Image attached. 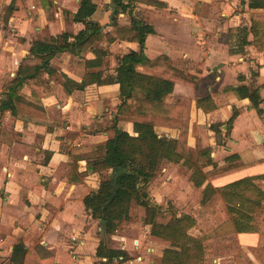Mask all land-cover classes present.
<instances>
[{"label": "crops", "instance_id": "0c3cea01", "mask_svg": "<svg viewBox=\"0 0 264 264\" xmlns=\"http://www.w3.org/2000/svg\"><path fill=\"white\" fill-rule=\"evenodd\" d=\"M151 1L156 4L91 0L96 9L89 20L101 27L100 37L74 57L69 52L54 56L49 62L51 73L42 71L40 81L25 83L10 107L0 111V264H147L151 257L158 258L148 264H160L166 246L150 239L149 226L143 223L145 232L132 241L115 237L116 231L103 236L99 221L84 206V199L104 180L102 173L109 174L91 172L87 156L112 134L122 103L119 86L90 84L71 92L63 88L66 78L79 85L87 73L99 74L101 81L114 78L120 58L140 51L137 43L122 41L125 37L116 34L129 31L132 20L153 30L145 37L144 56L150 61L165 57L162 65L174 70L173 74L163 68L164 74L141 67L136 71L174 84L165 104L171 105L175 97L186 101L178 121L165 122L130 110L117 121V128L135 136L134 123L151 121L159 138L183 142L194 150L209 148L218 168L231 156L245 165L238 171L264 163V8L249 6L264 0ZM80 2L17 0L14 6V0H0V101L22 60L32 57L34 42L67 35L72 43L85 30L84 23L74 20ZM242 28L247 43L241 45ZM240 86L259 89V113L236 94L234 89ZM170 164L191 171L182 163ZM261 175L264 171L230 182L220 177L199 188L189 182L199 191V208H205L200 201L207 184L224 187ZM255 183L264 190V180ZM153 205L165 212L158 203ZM167 208L170 218L195 219L169 204ZM213 208L225 210L229 219L223 201ZM254 218L253 233H236L233 226L224 230L225 222L214 226L212 237L204 239L203 264H264V201ZM196 227L197 222L192 235L204 236L201 230L193 233ZM109 238L116 240L113 247L107 245ZM101 243L123 255L111 261L98 257Z\"/></svg>", "mask_w": 264, "mask_h": 264}, {"label": "trees", "instance_id": "16d2710c", "mask_svg": "<svg viewBox=\"0 0 264 264\" xmlns=\"http://www.w3.org/2000/svg\"><path fill=\"white\" fill-rule=\"evenodd\" d=\"M116 1L121 2L122 0ZM129 1L156 4L151 0ZM16 4L17 0H14L13 5L17 6ZM249 6L252 9L264 8V2L252 1ZM95 9L91 0H81L74 20L84 23L85 30L80 32L72 43L68 42L67 35L52 39L47 43H33L30 49L32 57L20 63L16 78L10 82L8 94L0 101V111L10 107L13 99L17 97L18 90L25 83L34 84L40 81L42 71L51 73L49 62L54 56L69 52L74 57L78 52H82L84 46L90 47L95 39L100 37L101 27L89 20ZM11 11L13 13L12 7ZM152 32L151 27L138 20H132V27L129 31L117 30L116 34L120 38L121 34L125 37L122 41L137 43L140 51L120 58L114 78L101 81L99 74L96 76L87 73L83 76L81 84L76 85L66 78L63 85L66 92H71L72 89L82 90L90 84H117L122 102L118 107V118L114 119V125L111 127L112 134L104 145L97 147L87 156V164L91 172L100 174L107 171L109 174L100 182L98 189L84 199V206L90 210L93 220L105 222V234L111 236L121 222L129 220L130 209L138 205L144 209L143 223L150 227V239L166 246L162 252L160 264H203L205 237L192 235L191 230L196 225L195 219L188 215L180 217L172 215L166 223H158L157 218L161 215V208L150 204L143 189L155 177L166 157L169 158V162L182 163L185 168L191 170L189 180L197 188L201 187L205 181L210 182L224 177L245 165L239 161L237 156H231L225 160L224 166L218 168L211 158L209 148L194 150L183 142L159 138L154 132L151 121L134 123L135 136L117 128V121L123 120L130 110H135L140 115L150 116L152 119L175 122L178 121L179 114L184 108L186 100L180 97H175L171 105L164 103V98L173 91L174 84L171 81L136 71V68L141 67L159 74H164L163 72L173 74L174 72L162 65L165 57L150 61L144 56L145 37ZM238 33L240 38L238 43L241 45L247 43L245 41L246 29L242 28ZM175 75L185 78L180 73H175ZM192 79L189 77L188 80ZM234 91L240 98L248 99L251 106L258 113L260 112L259 105L262 100L258 88L249 89L240 86ZM235 116L234 112L228 124H231ZM209 167L211 169L205 171ZM118 168H122L126 173L118 177V189L111 199L112 177ZM262 180H264V175L243 178L224 187H213L207 184L202 191L200 203L205 208H212L220 200L223 201L236 233L256 232L254 215L264 201V190L255 181ZM121 255H123L121 252L106 249L102 243L97 250V256L105 257L108 261L118 259Z\"/></svg>", "mask_w": 264, "mask_h": 264}, {"label": "rangeland", "instance_id": "374dc122", "mask_svg": "<svg viewBox=\"0 0 264 264\" xmlns=\"http://www.w3.org/2000/svg\"><path fill=\"white\" fill-rule=\"evenodd\" d=\"M242 170L226 175L222 178L223 182H230L245 175L263 172L264 163H259L253 165L252 168ZM191 174L192 171L171 165L169 158L166 157L163 160L155 177L151 180L150 184L143 189L144 194L149 197L151 204L158 203L162 209L165 210V212H162L161 215L158 216L157 222L165 223L170 219L171 210L167 208L169 204V206H172L177 213H190L195 215L197 227L193 233H197L201 230L204 233L205 238L212 237V228L222 222H225L222 224L224 225L223 229L229 230L230 226L232 227L231 216L229 215V219H227L228 215L225 210L222 208H199V191L195 190L189 182ZM101 177L103 179L107 178V173H102ZM159 191H161L160 194H158ZM154 192H157L155 193V196ZM160 196H162L163 199H161ZM143 215V208L134 205L130 209L129 220L121 222L117 226L115 237H126L132 241L137 235L145 232V226L142 221ZM115 243V239L109 238L107 241L109 247H113ZM156 249L160 251V247H156ZM157 258H149L147 264L149 261H155ZM134 260L135 258H133V261ZM126 264H128V262H126Z\"/></svg>", "mask_w": 264, "mask_h": 264}, {"label": "water", "instance_id": "95a60500", "mask_svg": "<svg viewBox=\"0 0 264 264\" xmlns=\"http://www.w3.org/2000/svg\"><path fill=\"white\" fill-rule=\"evenodd\" d=\"M126 172L122 169V168H118V170L116 172H114L113 177H112V190H111V194H112V198L115 196L116 190L118 189L117 187V179L120 175L125 174ZM100 227H101V232L104 236L105 232H104V221H99Z\"/></svg>", "mask_w": 264, "mask_h": 264}]
</instances>
